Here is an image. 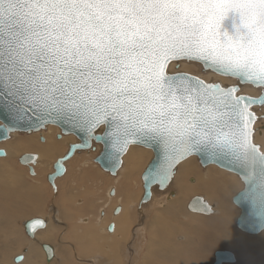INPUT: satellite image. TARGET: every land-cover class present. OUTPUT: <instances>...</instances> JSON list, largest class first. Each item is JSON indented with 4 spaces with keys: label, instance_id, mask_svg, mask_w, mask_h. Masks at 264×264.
<instances>
[{
    "label": "snow or ice",
    "instance_id": "snow-or-ice-1",
    "mask_svg": "<svg viewBox=\"0 0 264 264\" xmlns=\"http://www.w3.org/2000/svg\"><path fill=\"white\" fill-rule=\"evenodd\" d=\"M181 61L264 90V0H0V98L18 116L66 120L86 134L81 147L110 136L162 143L170 163L147 182L194 151L227 157L264 208L250 111L264 99L169 74ZM101 126L108 131L94 137Z\"/></svg>",
    "mask_w": 264,
    "mask_h": 264
},
{
    "label": "rangeland",
    "instance_id": "rangeland-1",
    "mask_svg": "<svg viewBox=\"0 0 264 264\" xmlns=\"http://www.w3.org/2000/svg\"><path fill=\"white\" fill-rule=\"evenodd\" d=\"M183 62L188 63V64H191V63L194 64L193 66L195 69L191 70L193 75L199 74L198 76L200 77V75H201V77H202V75L206 76V74H208V76L213 75L216 78L223 77V76L215 75L213 73H205V71H207V72H209V71L204 70L201 67V65L196 63V62H186V61H183ZM196 66H197L198 71L196 70ZM198 67H199V69H198ZM227 79H229V78H227ZM232 81L233 82L235 81V85H238V82L236 80L231 79V82ZM241 86H249L253 90L259 89L257 87L247 85V84L239 85V87H241ZM259 90H262V89H259ZM257 108H259V107H257ZM262 110L261 111L264 113V108H262ZM259 111L260 110H258V112ZM261 123H264V121H262ZM48 127L50 128L51 132H52V130L58 129L54 126H46L42 130L34 132L35 134L34 133H12V134H14L13 136H12V134H10L7 141H4L3 143L0 144V149L2 148L3 150L6 151V157L3 159H0V160H7L11 157L12 162L9 164V168H10V170L13 171L14 174L19 176V177H16L14 179L13 177L8 176V172H7L8 169H7V171H5V169H3V170L0 169V182L5 186V189H6L5 194H3L1 189H0V193L2 194V195L0 194V196L2 197V198L0 197V199H2L0 201V207H1L0 210L6 209L9 212V214L13 217H14V214L16 212L18 213L17 217L12 218L13 221H11V222L10 221L6 222L5 223L6 225L3 223L1 215H0V252L3 253V256L5 255L4 254L5 252H9V254H10L9 259L11 260V258L14 257L16 254H18L19 252L21 253L22 248L29 247V246H35L37 248V250L34 254L33 263L44 264L45 261L42 257L43 252L41 251V249H39L37 247V244H39V242L41 243L43 241L40 239V237H39V239H36L33 241L29 240L24 235V232L22 229V223H23V221H26V219L31 218L33 216H36V215L37 216H41V215L44 216L45 215V216L49 217V219L51 220V221L49 220V223L51 222L49 224V227L52 226L53 228L54 227L60 228L58 231H56L57 233H55V234H57V235H55V237L52 239V243L54 242L53 245H54V247L55 246L57 247V251L59 253H64L62 258L67 256L66 259L68 260V263H66V264H87V263L89 264V262H87L89 260H95L92 262L93 264H95V262L97 260H98V262H100L99 264H103L102 263V257L104 258V260L108 261L109 259L113 258V255H115L114 252L117 251V249H115V247L113 248L111 246V240L112 239L118 240V238H117V236L113 237L114 236V234H113L114 228H113L112 232H107V229L105 231V218L111 219L112 209L114 208V206H120V205L117 203V201H113L112 205L109 208L105 207V209H101L103 207V204L105 203L106 199L109 198L112 200L115 198V195H114L115 194L114 193L115 187L112 186V184H110V181H108V180L115 179L117 174L114 176L109 175L108 173L102 171L96 163L92 162V160L90 161V164H86L87 167L83 166L80 169V167L77 166L76 162H79V161L83 162L84 161L83 162V164H84L85 161H88L90 159L92 154H95L94 153L95 151L88 150L86 154L82 153L85 151H79L81 153L76 152V153H79V155H77L75 157L73 156L72 158H70L69 160H71V161L69 162V160H68V162L66 164L68 167L67 176L63 180H62V178L65 175L63 177H60L59 179H57L58 185H59V191H60L59 196H58V200H57V204L59 207H57L58 209L55 208L56 214H54V211H51V209H49V207H50L49 201L51 200V199H49V196L52 195L51 197L54 198L55 195L53 196V193L50 192L52 189H50L49 184L46 183L44 176H41L42 181H39L40 178L39 179L37 178L38 175L37 176L29 175L28 169L25 166H21L17 160L19 158V156L24 154V153H34V152L38 153V151L36 149L34 151H27V150L24 151L23 150V151H17V152L15 151L12 154V150L10 149V144H12L13 142L18 141V140L25 142L26 140L32 139L36 145L41 146L39 144V143H42L40 141V137L42 139L45 138L44 134H46V133H48V131H50V130L45 131L46 129H48ZM39 133L40 134L42 133L43 137L37 135ZM32 134H34V137ZM56 134L57 135H55V137H54V133H51L48 135L49 136V142L53 145H56L60 152L58 154H56L55 157L46 158L45 162H47V163L53 161L57 156H59L64 151L66 142H72L73 139L75 140V137L72 135H67V137L63 136V138H62V135L60 134L59 129L57 130ZM11 136H12V139H10ZM255 136H256V133H255ZM257 136H260V135H257ZM30 137H32V138H30ZM254 140H255V137H254ZM97 146H99V145H97ZM133 147H136V146H133ZM137 148H141V149L146 150V148H143L140 146H137ZM146 151H149V149H147ZM39 155H40V153H39ZM84 156H86V157L89 156L88 157L89 159H86ZM150 156H151V154H150ZM147 157H149V156H147ZM147 159L148 158H146V160ZM190 159H194L196 161L195 157H190ZM184 161H187V159ZM82 162L80 163L79 166L82 165ZM38 164H39V162H38ZM38 164H36V166ZM42 164H43V162H42ZM196 164H197V172H195V175L197 177L200 176L201 181L203 182V184H205L206 178L202 177V173L200 172V170L204 169L206 167H201L199 165L198 161L196 162ZM122 165H123V163H122ZM36 166L34 168L37 172L39 170H37ZM83 168H85V169H83ZM65 169H66V167H65ZM206 169H207V174H209V175L215 174V173L225 174L226 176H228L230 179L233 180V181H231L230 186L224 190L225 193L223 194V197L219 198L217 196V194L215 193V191L213 193H206V192L193 193L190 191H187L185 193V189L183 187H184V184L186 183V181H185V178H184V180H182V176L179 174V180H177V186H179L180 189H182V193H181V195L179 193L177 198L174 199L175 204L171 205V208H169L170 213L168 214V216L164 215L163 213L158 215V213L163 211V208L156 209L154 211V212H156V215H154V216H157L159 219L154 225L151 224L152 223L151 222L150 227L148 229L146 228V225H147V222L149 221V219H147L144 216H143V218H145V221H144V219H143V221H141L142 216L140 218H137V219H134V217L132 218V222L130 224V227H131L130 232H129V235L127 236V238H129V240L128 241L126 240V242L123 245V248L118 250V254H116V255H119V253L121 252L120 253L121 259L119 258V262L121 264H144V263H142V261L145 258H146V260L150 261V262H148L149 264H163L164 262H165L164 264H171L173 262V260H174V264H176L177 263L176 259L182 257L183 253H186L185 247H188V244H186L187 241L183 239V237H185V236H187L188 239H189V237H193V241H192L194 243L193 246L199 248V251L196 252L199 255L196 254L197 255L196 257L198 258V256H201L204 258V260H202V262L198 258L199 259L198 264H212L213 260H214V258H213L214 251L215 252L216 251H230V252H232L234 254V257H235V264H264V263H261L262 262L261 259H264V257H263L264 252L262 253V251H259L260 255H258L256 257L253 256L250 259L245 257V259H244L243 257H240L237 254V252H234L233 250H231V248H232L234 250H237L240 253V250H241L240 247L235 246L234 242H232L227 237H225L223 235L221 236L220 234L215 233V231L220 232L219 227L216 229H209V228L206 229V228H204L203 225L199 226L193 222V220H195V219L202 220L203 218H206V217H213V216H211L212 214L201 215V214L191 213V212L187 211V209L185 208L187 202L191 198H193L195 195H199V196H203L207 201L209 200L208 201L209 203L210 202L216 203V204L221 203L223 208L228 210V217L226 218L228 227L231 230V232L234 233L240 240L248 239L247 241H252L255 239V237L259 236V234L256 236L246 235V234L240 232L235 227V224H233V222L235 221V218L237 216L238 209L231 203L229 198H230V196L234 195V193H236L238 191L239 186L241 185L240 180H238L239 178L235 174H232L230 172L222 170V169L216 167L215 165L214 166H212V165L207 166ZM48 171H50V169L47 170V172ZM66 171H65V174H66ZM99 171L102 172V174H99L98 173ZM118 171H117V173H118ZM140 171H141V169L137 172L136 181H137L138 185H136L137 188L133 190V195H132L133 201H135V199H136L135 193L139 192L140 188H141V186L139 187V184L141 183L140 176H139ZM175 171H176V169H175ZM202 171H204V170H202ZM34 178H36V179H34ZM41 182H43L42 185L44 188H42L41 185H39V183H41ZM69 186H71L70 187L71 190L68 189ZM241 188H242V185H241ZM110 189L113 190V193H111V194L109 193ZM141 190H142V188H141ZM41 191H43V193L45 195L44 199L40 198V196H39L41 194ZM67 192L71 193V200L70 201L68 198L69 194L67 196H64L65 194H67ZM107 192H108V194H107ZM15 193H18V195L20 194V197L18 198V195H15ZM76 199H77V201H75ZM40 200H42V209H40V207H39V201ZM80 200H81V202H80ZM78 202H80V203L78 204ZM179 202H180V206L178 205V207H179L178 208L176 204ZM173 206H175V209ZM133 207H134V205H133ZM37 208L40 209L38 212H37ZM172 209H174V210H172ZM178 209H179V211L181 210L180 213H178ZM49 210H50V212H49ZM104 210H105V213H104ZM25 212H28V213H25ZM119 213L114 214V217H117L119 215ZM150 213L151 214L149 217L151 219V218H153V215H152V212H150ZM21 214H23V215H21ZM135 214H136V211H135ZM174 214H176V216H174ZM170 215H171V218H170ZM57 216L60 218H58ZM79 217L81 219H82V217H84V219H82L81 221H77ZM173 219H178L180 221L173 220ZM74 221H76V222H74ZM12 222H13V224H12ZM110 223H113V222H110ZM11 224L13 226H11ZM108 225H107V227H108ZM113 225H114V223H113ZM156 226H157V228H156ZM137 228L141 231L136 232L135 230ZM192 228H194L195 234L191 230ZM91 230H93L92 233H94V231H95V234L97 237V241L96 242L93 241V244L96 245L95 252H98V255H97L98 257L97 256H91V255L82 257L81 254L79 253L78 242L81 240V237L84 238L85 241H87L89 234L91 233ZM5 231H6V234L10 233L13 236L16 235L15 237H18V239L20 240L21 243L18 242L17 244H13L11 242V240L15 239V237H9L7 235L5 236L3 234ZM20 232L23 234H20ZM134 232H136L135 235H134ZM191 233L194 235H191ZM201 233H203L204 235H201ZM110 234H112V236H109ZM150 236L151 237L154 236V237L151 238ZM207 236H209V237H207ZM149 239H150V241H149ZM180 239H183V240H180ZM157 241H158V243H157ZM31 242H32V244H31ZM159 242H160V244H159ZM91 243L92 242L90 241V244ZM139 243H140V245H139ZM160 245H161V247H160ZM217 245H219V246H217ZM256 246H257L256 244H254L252 246V247H254V249L251 247L255 252L257 249L263 248V247L257 248ZM145 247H147V248H145ZM203 247L204 248L206 247V248L204 249ZM201 248H203V249H201ZM151 249H152V251H151ZM76 250H77L78 256L75 255ZM174 250L176 252L178 251L179 253L178 252L176 253ZM256 254H257V252H256ZM60 255L61 254H58L57 256L60 259H62L60 257ZM146 256H148V258ZM99 257H101V258H99ZM257 257H259L260 260L259 259L257 260ZM77 258H79L80 261L83 258L82 259L83 261L82 262L79 261V263H77L76 262L78 260ZM1 259L2 258L0 256V264H4ZM246 259L250 260L249 263ZM85 260H87V261H85ZM251 261H252V263H251ZM10 262L12 264V261H10ZM98 262L96 264H98ZM92 263H90V264H92ZM104 264H108V263L106 262Z\"/></svg>",
    "mask_w": 264,
    "mask_h": 264
},
{
    "label": "bare ground",
    "instance_id": "bare-ground-1",
    "mask_svg": "<svg viewBox=\"0 0 264 264\" xmlns=\"http://www.w3.org/2000/svg\"><path fill=\"white\" fill-rule=\"evenodd\" d=\"M194 64H188V63H185V62H179V72L178 73H185V74H191V75H193L192 74V72H191V70H193V69H195L194 68V66H193ZM198 69H199V67H198ZM196 70H197V66H196ZM169 73L170 74H174V73H177V71H176V68L174 67V66H172V65H170L169 66ZM198 71V70H197ZM191 72V73H190ZM205 73H213V72H211V71H209V72H207V71H205ZM213 74H215V73H213ZM199 75V74H198ZM198 75H193V76H195L196 78H198V79H200V80H202L203 82H205L206 84H212V83H217V84H219L221 87H227V86H233V85H235V81L232 83L231 82V79L229 78V79H227V78H224V77H220V78H216L215 76H213V75H211V76H208V74H206V76L204 77L203 75H202V77H201V75H200V77L198 76ZM215 75H217V74H215ZM218 76H220V75H218ZM233 80V79H232ZM243 87V88H242ZM242 88V89H241ZM257 90V91H256ZM261 92H262V90H259V89H255V90H253V89H251V87H249V86H241V87H239V92L237 93V95H244V96H248V97H257L258 95H260L261 94ZM257 107H259V108H256ZM262 108H264V105H262V106H254V107H252L251 108V111L255 114V116H256V122H255V124L253 125V133H254V135H253V137H252V141L254 142L253 144L254 145H257V147H258V149L260 150V152L261 153H264V123H261L262 121H264V113L262 112L263 110H262ZM258 110H260L259 112H258ZM262 110V111H261ZM57 128V127H56ZM100 130H102V127L101 128H99ZM48 130H50V128L48 127V129H46L45 131H48ZM57 130L58 129H55V130H52V132H51V130L50 131H48V133H46V134H44V137L45 138H41L40 137V141L42 142V143H39L41 146H39V145H36L35 144V142H33V140L32 139H30V140H26L25 142H23V141H20V140H18V141H15V142H13L12 144H10V149L12 150V154L16 151H34L35 149L38 151V153L36 152H34V153H24V154H33V155H36V157H37V160H36V162H35V165L33 166V171H34V175H32V176H37L38 175V179H39V181H42L41 180V176H44V178H45V181H46V183H47V180H46V177H47V175H49V174H51L52 172H53V164L55 163V161L57 160V159H59V158H62L66 153H67V151H68V148H69V145H71V144H74L75 142H77V140H76V138H75V140L73 139V141L72 142H66L65 143V149H64V151L59 155V156H57L53 161H51V162H49V163H47V162H45V160H46V158H52V157H55V155L56 154H58L60 151H59V149H58V147L56 146V145H53V144H51L50 142H49V134H51V133H54V137H55V135H57L56 133H57ZM59 132H60V130H59ZM14 133H27V132H14ZM28 133H34V132H28ZM255 133H256V136H255ZM35 134V133H34ZM34 134H32L33 135V137H34ZM61 134V133H60ZM14 134H12V136H13ZM37 135H39V136H42L43 137V135H42V133L40 134H37ZM257 135H260V136H257ZM10 136V135H9ZM12 136H11V138L10 139H12ZM28 136V135H27ZM31 136V135H30ZM63 136L65 137H67V135H62V138H63ZM37 137V136H36ZM254 137H255V140H254ZM30 138H32V137H30ZM61 138V137H60ZM60 140V139H59ZM7 141V140H6ZM4 142V141H3ZM3 142H1V143H3ZM0 143V144H1ZM92 146H93V148L92 149H88V150H92V151H95L94 153L95 154H92L91 155V157H90V159L88 158V157H86V156H84L86 159H89L88 161H85V163L83 164V162H82V165L81 166H79L80 165V161L79 162H76V164H77V166L78 167H80V169L83 167V166H86V164H90V161L92 160V162H94V158L97 156L96 154H98L100 151H101V146L99 145V146H97V144H95L94 142H92ZM133 146H136V145H130L128 148H127V151H126V153L123 155V157H122V163H123V165L122 166H120V168L118 169L119 171H118V173L116 172V177H115V179H113V180H108V181H110V184H112V186H114L115 187V189H114V195H115V198L114 199H109L108 197V199H106L105 200V203L103 204V207L101 208V209H105V207H107V208H109L111 205H112V202L113 201H117V203L120 205V206H114V208L112 209V214H111V219H107V218H105V231H106V229H107V232H109L108 231V227H109V225L110 224H112L113 225V223H114V225H113V228H114V231H113V234H114V236L113 237H116L117 236V238H118V240H116V239H112L111 240V246L114 248L115 247V249H117V251L116 252H114L115 253V255H113V258H111V259H109L108 261H106V260H104V258L102 257V263L104 264V263H108V264H121L120 262H119V258H120V253H119V255H116V254H118V250H120V249H122L123 248V245H124V243L126 242V240L128 241L129 240V238H127V236L129 235V232H130V224H131V222H132V218L134 217V219H137V218H140L141 216V221H143V219H144V221H145V218H143V216L144 217H146L147 219H149V221L147 222V225H146V228L148 229L149 227H150V223L151 224H155L157 221H158V217L157 216H154V215H156V212H154L156 209H160V208H163V211L162 212H160V213H158V215L159 214H161V213H163L164 215H167L168 216V214L170 213V210H169V208H171V205H174L175 204V198H177V196L179 195V193H180V195H181V193H182V189H180V187L179 186H177V180H179V174L182 176V180H184V178H185V181H186V183L184 184V189H185V193L187 192V191H190V192H193V193H197V192H206V193H213L214 191H215V193L217 194V196L219 197V198H221V197H223V194L225 193L224 192V190L225 189H227L229 186H230V184H231V181H233L232 179H230L228 176H226L225 174H220V173H215V174H207V166H211V165H207V166H204V167H206V168H204V169H199L200 170V172L202 173V177L203 178H206V182H205V184H203V182L201 181V177L200 176H196L195 175V172H197V164H196V162L198 161V159L195 157V156H191V157H195L196 158V161L194 160V159H190V157H189V159L187 158V161H183L180 165L178 164L176 167L177 168H175L176 169V171H175V169H174V171H173V173H172V177H171V179H170V183L168 184V186L163 190V191H159V190H157L156 188H153L152 190H151V197H150V199L148 200V202L147 203H144V204H141L140 203V201H141V197H142V193H143V190H141V188H142V182L139 184V187L141 186V188H140V191L139 192H136L135 193V201H133V198H132V195H133V190L134 189H136L137 187H136V185H138L137 184V181H136V177H137V172L141 169V171H140V174H139V176H140V180H141V175H142V173H143V171L145 170V168L147 167V165L149 164V162L151 161V159L153 158V155H152V151L149 149V151H146L147 150V148H146V150H144V149H141V148H137V146L136 147H133ZM1 150H3L2 148H1ZM88 150H85V152H82V153H84V154H86L87 153V151ZM4 152H5V156L4 157H0V159H3V158H5L6 157V151L4 150ZM90 152V151H89ZM39 153H40V155H39ZM79 153H81V152H79ZM79 153H76V154H74L73 156L75 157V156H77V155H79ZM11 154V155H12ZM24 154H22V155H24ZM150 154H151V156H150ZM22 155H20L19 156V158L22 156ZM81 155V154H80ZM95 156V157H94ZM147 156H149V157H147ZM94 157V158H93ZM18 158V159H19ZM146 158H148L147 160H146ZM17 159V160H18ZM84 160V159H83ZM39 162V164H38V162ZM71 160H69V162H70ZM146 161V162H145ZM12 162V159H11V157L9 158V159H7V160H0V169L1 170H3V169H5V171H7V169H8V176L9 177H13L14 179L16 178V177H19L18 175H16V174H14L13 173V171L12 170H10V168H9V164ZM42 162H43V164H42ZM67 162L68 161H66L63 165H64V167H66V169H65V171L68 169V167H67ZM199 163V162H198ZM36 164H38L37 166H36ZM96 165V164H95ZM200 165V164H199ZM37 167V170H39V171H37L36 172V170H35V168L34 167ZM212 166H214V165H212ZM87 167V166H86ZM27 168V167H26ZM28 169V168H27ZM26 169V170H27ZM50 169V171H48L47 172V170H49ZM83 169H85V168H83ZM206 169V170H205ZM202 170H204V171H202ZM223 170V169H222ZM67 173H68V170L66 171V174L64 173V177L62 178V180L67 176ZM99 174H102V172H98ZM209 173V172H208ZM28 174H29V172H28ZM189 174V175H188ZM199 174V173H198ZM105 175V174H104ZM139 178V177H138ZM34 179H36V178H34ZM59 179V178H58ZM66 180V179H65ZM199 180V181H198ZM238 180H240V179H238ZM241 182V181H240ZM43 183V182H42ZM48 184V183H47ZM54 185H55V190L49 185V187H50V189H52L50 192H52L53 193V196H54V198H52L51 196L52 195H50V201H49V209H51V211H54V214H56V209L55 208H57V207H59L58 206V204H57V200H58V196H59V193H60V191H59V185H58V180L56 179L55 180V182H54ZM241 185H242V182H241ZM241 185L239 186V189H238V191L236 192V193H234V195H232V196H230V198H229V200L231 201V203H232V198L239 192V191H241L242 189H243V186H242V188H241ZM110 186V185H109ZM71 186H69L68 187V189H70L71 190V188H70ZM108 187V186H107ZM112 188V187H111ZM0 189H1V191H2V193L3 194H5V192H6V189H5V186L0 182ZM49 190V189H48ZM75 191V190H74ZM111 191V192H110ZM110 191H109V193L111 194V193H113V190L112 189H110ZM49 192V193H50ZM1 194V193H0ZM69 194V196H68V198H69V201L71 200V193L70 192H67V194H65L64 196H67ZM105 194V193H104ZM107 194H108V192H107ZM2 195V194H1ZM15 195H18V193H15ZM76 195V194H75ZM139 195V196H138ZM1 197V196H0ZM20 197V194L18 195V198ZM111 197V196H110ZM194 197H202L203 198V200L211 207L210 209H211V213H209V214H205V215H210V214H212L211 216H213V217H206V218H203L202 220H198V219H195V220H193V222L195 223V224H197V225H203L204 226V228H209V229H216V228H220V232H217V231H215V233H217V234H220L221 236L223 235V236H225V237H227L228 239H230L232 242H234V245L235 246H237V247H240L241 248V250H240V253L237 251V250H234V249H232L231 248V250H233L234 252H237V254L240 256V257H243L244 259H245V257H247L248 259H250V258H252L253 256L254 257H256V256H258V255H260V252L259 251H262V253L264 252V230L263 231H261L260 233H258L259 234V236H257V237H255V239L254 240H252V241H247L248 239H246V240H240L234 233H232L231 232V230L229 229V227H228V224H227V221H226V218L228 217V210H226L225 208H223V206L221 205V203H219V204H216V203H209L203 196H199V195H195ZM193 197V198H194ZM2 198V197H1ZM138 198V199H137ZM78 199V198H77ZM77 199L75 200V201H77ZM192 199V198H191ZM190 199V200H191ZM2 199H0V201H1ZM190 200L187 202V204H186V206H185V208L187 209V205H188V203L190 202ZM68 201V202H69ZM67 202V203H68ZM80 202H81V200H80ZM80 202H78V204L80 203ZM218 203V202H217ZM233 204V203H232ZM133 205H134V207H133ZM177 205V207H178V205L180 206V202L179 203H177L176 204ZM175 205V206H176ZM182 205V204H181ZM47 206V205H46ZM52 206V207H51ZM175 206H173L174 207V209H175ZM235 206V205H234ZM176 207V208H177ZM182 207V206H181ZM236 207V206H235ZM1 208V207H0ZM45 208V207H44ZM43 208V209H44ZM179 208V207H178ZM237 208V207H236ZM58 209V208H57ZM174 209H172V210H174ZM238 209V208H237ZM25 210V209H24ZM40 209H38L37 208V212L39 211ZM47 210V209H46ZM177 210V209H176ZM28 211V210H27ZM32 211V210H31ZM48 211V210H47ZM97 211V210H96ZM135 211H136V214H135ZM188 211V210H187ZM29 212V211H28ZM28 212H25V213H28ZM49 212H50V210H49ZM120 212V213H119ZM150 212H152V215H153V218H151L150 219ZM165 212V213H164ZM181 212V210L179 211V209H178V213H180ZM24 213V212H23ZM53 213V212H52ZM104 213H105V210H104ZM119 213V215L117 216V217H114V214H118ZM184 213V212H183ZM182 213V214H183ZM192 213V212H191ZM17 212L14 214V217H17ZM43 214V213H42ZM196 214H199V213H196ZM0 215H1V218H2V221H3V223L5 224L6 222H8V221H13L12 220V218H14L13 216H11L10 214H9V212L6 210V209H4V210H0ZM21 215H23V214H21ZM25 215V214H24ZM27 215V214H26ZM201 215H204V214H201ZM238 215H239V209H238V212H237V216H236V218H235V221L233 222V224H235V227H236V219H237V217H238ZM56 216V215H55ZM59 216V215H58ZM57 216V217H58ZM174 216H176V214H174ZM180 216V215H179ZM40 218L44 223H45V227L43 228V229H41V230H38L36 233H35V236H34V238L33 239H29V240H31V241H33V240H36V239H39V237H40V239L43 241V242H39V244H37V247L39 248V249H41V246L43 245V244H46V245H49L51 248H52V251H53V256H52V258L49 260V262L47 263V261H46V256L44 255V253H42L43 254V259H44V261H45V263L44 264H66V263H68V260L66 259V257H63L62 258V256H63V254L64 253H59L58 251H57V247L55 248L54 247V245H53V243H52V239L55 237V235H57V234H55V233H57L56 231H58L60 228H53L52 226H50L49 227V224L51 223H49V217H47V216H43V215H41V216H33V217H31V218H28V219H26V221L27 220H29V219H32V218ZM105 217V216H104ZM182 217V216H181ZM24 218V217H23ZM27 218V217H26ZM58 218H60V217H58ZM100 218V217H99ZM170 218H171V215H170ZM176 218V217H175ZM178 218V217H177ZM82 219H84V217H82ZM80 217L78 218V220L77 221H81L82 220ZM133 219V220H134ZM103 220V219H102ZM173 220H178V219H173ZM51 221V220H50ZM113 222V223H110V222ZM178 221H180V220H178ZM25 221H23V223H24ZM74 222H76V221H74ZM23 223H22V229H23ZM57 223V222H56ZM110 223V224H109ZM12 224H13V222H12ZM11 224V226H13ZM53 224V223H52ZM109 224V225H108ZM159 224V223H158ZM162 224V223H161ZM6 225V224H5ZM98 225V224H97ZM107 225H108V227H107ZM54 226V225H53ZM139 226V225H138ZM141 226V225H140ZM13 228V227H12ZM97 228V227H96ZM113 228H112V230H113ZM156 228H157V226H156ZM237 228V227H236ZM189 229V228H188ZM238 229V228H237ZM145 230V229H144ZM193 232H194V234H195V231H194V228H192L191 229ZM239 230V229H238ZM136 232L137 231H141V230H139L138 228L135 230ZM240 231V230H239ZM24 232V231H23ZM93 232V230H91V233L89 234V237H88V240L87 241H85V239L84 238H82L81 237V240L78 242V249H79V253L81 254V256L82 257H85V256H89V255H91V256H97L98 255V252H95V250H96V245H94L93 244V241L94 242H96L97 241V237H96V234H95V231H94V233H92ZM112 232V231H111ZM136 232H134V235L136 234ZM147 232V231H146ZM153 232V231H152ZM214 232V231H213ZM240 232H242V231H240ZM140 233V232H139ZM138 233V234H139ZM242 233H244V232H242ZM5 236L7 235V236H9V237H15V236H13V235H11L10 233L8 234H6V231L3 233ZM20 234H23V233H21L20 232ZM19 234V235H20ZM88 234V233H87ZM108 234V233H107ZM168 234V233H167ZM194 234H192L191 233V235H194ZM244 234H246V235H250V234H247V233H244ZM257 234V235H258ZM25 235V234H24ZM141 235V234H140ZM200 235V234H199ZM201 235H204L203 233H201ZM85 236V235H84ZM109 236H112V234H110ZM155 236V235H154ZM153 236V237H154ZM196 236V235H195ZM206 236V235H205ZM250 236H256V235H250ZM151 237V236H150ZM149 237V238H150ZM153 237H151V238H153ZM165 237V236H164ZM207 237H209V236H207ZM205 238V237H204ZM224 238V237H223ZM142 239V238H141ZM156 239V238H155ZM154 239V240H155ZM183 239L184 240H186L187 242H186V244H188V247H185V252L186 253H183V255H182V257H180V258H177L176 260H177V263L176 264H198L199 263V259H200V261L202 262V260H204V258L203 257H201V256H198V258L196 257L197 255H199V254H197L196 252H198L199 251V248L198 247H195V246H193V237H189V239L187 238V236H185V237H183ZM183 239H180V240H183ZM110 240V239H109ZM153 240V239H152ZM211 240V239H210ZM16 241V242H15ZM40 241V240H39ZM90 241L92 242L91 244H90ZM149 241H150V239H149ZM148 241V242H149ZM11 242L13 243V244H17L18 242L19 243H21L20 242V240L18 239V237H15V239H12L11 240ZM110 242V241H109ZM155 242V241H154ZM157 243H158V241H157ZM31 244H32V242H31ZM159 244H160V242H159ZM254 244H256L257 246V248L258 247H263L262 249H257L256 250V252H257V254H256V252L253 250L254 249V247H252ZM139 245H140V243H139ZM151 245V244H150ZM149 245V246H150ZM168 245V244H167ZM210 245V244H209ZM23 246V245H22ZM146 246V245H145ZM166 246V245H165ZM164 246V247H165ZM217 246H219V245H217ZM148 247V246H147ZM147 247H145V248H147ZM160 247H161V245H160ZM167 247V246H166ZM253 249H252V248ZM204 248V247H203ZM203 248H201V249H203ZM206 248V247H205ZM204 248V249H205ZM114 249V250H115ZM175 249V248H174ZM36 250H37V248L35 247V246H29V247H24V248H22L21 249V253L19 252L18 254H16L14 257H12L11 258V260L9 259V252H5L4 254V256H3V253L2 252H0V256H1V260H2V262L4 263V264H11V262L10 261H12V264H14V258H16V257H18V256H22L23 257V260L19 263V264H35V263H33V258H34V254H35V252H36ZM149 250V249H148ZM171 250V249H170ZM173 250V249H172ZM41 251H42V249H41ZM151 251H152V249H151ZM175 251V250H174ZM173 251V252H174ZM43 252V251H42ZM169 252V251H168ZM176 252V251H175ZM178 252V251H177ZM176 252V253H177ZM203 252V251H202ZM216 252H218V251H216ZM179 253V252H178ZM214 253H215V251H214ZM214 253H213V258H214ZM261 253V254H262ZM58 254H61L60 255V257L62 258V259H60L57 255ZM100 254V253H99ZM175 254V253H174ZM197 254V255H196ZM202 254V253H201ZM66 255V254H65ZM76 256H78V254H77V250H76V254H75ZM136 255V254H135ZM148 255V254H147ZM234 255V254H233ZM12 256V255H11ZM173 256V255H172ZM206 256V255H205ZM98 257V256H97ZM96 257V258H97ZM144 257V256H143ZM147 258H148V256H146ZM170 257V256H169ZM264 257V256H263ZM262 257V258H263ZM92 258V257H91ZM99 258H101V257H99ZM207 258V257H206ZM78 260L76 261L77 263H79V261H80V259L79 258H77ZM83 259V258H82ZM81 259V261L80 262H82L83 260ZM121 259V258H120ZM155 259V258H154ZM153 259V260H154ZM175 259V258H174ZM260 260V258L259 257H257V260ZM247 260V259H246ZM56 263H55V262ZM85 261H87V260H85ZM93 261H95V260H89V261H87V262H89V264L90 263H92ZM155 261V260H154ZM248 261V263H249V261L250 260H247ZM261 263H264V259H261ZM54 262V263H53ZM98 262V260L95 262V264ZM148 262H150V261H148V260H146V258L145 259H143V261H142V263H144V264H149ZM152 262V261H151ZM176 262V261H175ZM208 262V261H207ZM213 262H214V260H213ZM259 262V261H258ZM100 262H98V264H99ZM165 263V262H164ZM163 263V264H164ZM169 263V262H168ZM205 263V262H204ZM251 263H252V261H251ZM256 263V262H255ZM42 264V263H41ZM88 264V263H87ZM93 264V263H92ZM171 264H174V260H173V262L171 263ZM213 264V263H212ZM230 264H235V262L234 263H230Z\"/></svg>",
    "mask_w": 264,
    "mask_h": 264
},
{
    "label": "water",
    "instance_id": "water-1",
    "mask_svg": "<svg viewBox=\"0 0 264 264\" xmlns=\"http://www.w3.org/2000/svg\"><path fill=\"white\" fill-rule=\"evenodd\" d=\"M201 67L204 70H207L204 66L201 65ZM177 74L187 75L189 77L196 78L193 75H189L185 73H174L171 75H177ZM212 84H217V83H212ZM239 85H245V84L238 82V85L227 86L224 88L236 87L239 89ZM237 96L246 97L248 99L255 101H260L261 99H264V90H262L261 94L258 95L257 97H248L244 95H237ZM255 106H262V105L257 104ZM46 126L57 127L60 130L61 135H72L77 140V142H75L74 144L69 145L67 153L62 158H59L55 161L52 167L53 172L47 175L46 177L47 183L54 190H55V185H54L55 180L62 177L65 173V167L63 164L66 161H68L70 158H72L76 152L92 149L93 148L92 142L101 146V151L94 158V163H96L102 171L112 176H114L118 171V169L120 168L122 164V157L126 153L127 148L130 145L140 146L143 148L150 149L152 151L153 158L151 159V161L149 162V164L147 165V167L145 168V170L141 175L142 190H143L140 201L141 204L148 202V200L151 197V190L153 188H156L159 191H163L168 186V184L170 183V179L172 177V173L178 164H180L181 162H183L184 160H186L191 156H195L198 159V162L201 167L207 165H215L220 169L235 174L242 182L243 189L239 191L232 198L233 205H235L239 209V215L236 219V227L240 231L250 235H257L258 233L264 230V208L261 207L258 197L254 194H250L249 190L251 185L248 182V174L245 168L229 160L227 157H218L217 159L213 160L209 158V156L202 151H194L193 153L189 154L187 157H181L174 164L171 165V171L167 179H162L161 182H156L155 180H153L152 182H147L146 177L153 175V173L150 172L151 169L163 170L164 168L168 167L170 163L168 159L169 153L165 150L164 145L162 143L157 142L155 140H148V139L137 140L134 138L133 142L127 143L126 146H122L121 144L116 142L115 137L110 136L107 143L98 142L97 139L93 138L89 140L87 146L81 147L84 139L86 138V134L83 133L81 130L74 128L72 124L69 123L68 121L60 120V121L44 124L41 123L40 115L33 112L32 110H29L27 113L18 116L15 109L10 104L9 99L0 98V143L6 141L9 138V135L14 132H27V133L36 132L42 130ZM101 127L102 130L98 128L94 133V137H102L106 134L108 128H106L105 126H101ZM4 156H5L4 150L0 149V157H4ZM26 160L29 162L25 163ZM36 160H37L36 155L24 154L18 159V163L21 166H25L28 168L29 175H34L33 166L35 165ZM58 165L62 166V170L59 173L57 172ZM197 201H199L200 203H196ZM210 208L211 207L203 200L202 197L192 198L187 205V210L189 212L199 213L204 215L211 213ZM32 224H43V227L42 228L37 227L34 231H30L29 229ZM44 227H45V223L39 217L29 219L23 223L24 234L29 239H33L35 233L38 230L43 229ZM112 228L113 225L110 224L108 227V231L111 232ZM41 249L44 255L46 256V261L48 263L53 256L52 248L49 245L43 244L41 246ZM13 260H14L13 261L14 264H19L23 260V257L18 256ZM234 262H235V257L233 253L230 251H218L214 253L213 264H230Z\"/></svg>",
    "mask_w": 264,
    "mask_h": 264
},
{
    "label": "crops",
    "instance_id": "crops-1",
    "mask_svg": "<svg viewBox=\"0 0 264 264\" xmlns=\"http://www.w3.org/2000/svg\"><path fill=\"white\" fill-rule=\"evenodd\" d=\"M39 185H41V187L44 188L43 185H42V182L39 183ZM39 196H40V198H43V199L45 198V195H44L43 191H41V194ZM49 199H50V196H49ZM39 207H40V209H42V200L39 201Z\"/></svg>",
    "mask_w": 264,
    "mask_h": 264
}]
</instances>
